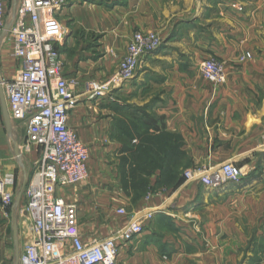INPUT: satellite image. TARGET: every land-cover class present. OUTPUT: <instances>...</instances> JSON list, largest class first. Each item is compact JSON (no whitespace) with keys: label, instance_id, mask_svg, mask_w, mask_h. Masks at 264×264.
Masks as SVG:
<instances>
[{"label":"crops","instance_id":"0c3cea01","mask_svg":"<svg viewBox=\"0 0 264 264\" xmlns=\"http://www.w3.org/2000/svg\"><path fill=\"white\" fill-rule=\"evenodd\" d=\"M14 1L5 0V20ZM52 20L63 29L56 47L64 76L77 80L75 95L115 71L134 32H156L164 43L140 60L123 87L105 97L80 95L69 114V126L89 150L88 178L58 193L76 206L83 241L96 238V213L105 230L99 238L134 217L143 231L120 243L118 264H264V0H67ZM12 46L9 33L0 46L2 79L18 70ZM245 53L252 57L239 63ZM210 58L224 62L225 84L200 75L198 65ZM14 126L25 140V125ZM24 140H17L19 162L8 142L0 144V180L14 199L38 157ZM138 148L160 168L148 176L154 189L133 199L113 172ZM228 163L248 175L217 188L182 176L185 168ZM23 203L24 192L19 210ZM11 208L7 214L0 204L3 234L12 240ZM120 208L126 215L116 214ZM114 213L116 223H107ZM18 237L21 256L20 217Z\"/></svg>","mask_w":264,"mask_h":264},{"label":"built area","instance_id":"2783aa9c","mask_svg":"<svg viewBox=\"0 0 264 264\" xmlns=\"http://www.w3.org/2000/svg\"><path fill=\"white\" fill-rule=\"evenodd\" d=\"M66 4L67 0H21L10 31L18 70L11 79L0 78L11 120L25 125L24 149H38L19 210L24 237L20 264H118L120 243L141 234L142 223L131 217L109 236L83 241L76 206L66 203L58 193L88 178L89 150L69 126L68 119L80 95L105 97L129 82L140 60L158 50L161 40L155 33L134 32L115 71L103 82L88 81L82 93L75 95L72 87L77 80L64 76V63L56 47L63 29L52 20V15ZM5 17V0H0V35ZM251 57L245 53L238 62ZM198 70L205 81L215 86L226 82L225 64L220 60L206 59ZM247 174L244 168L228 163L215 169H189L183 177L185 181L198 180L217 188L226 182H238ZM13 201V193L0 180V204L7 214ZM116 214L124 216L126 211L120 208ZM146 217L150 219L151 214Z\"/></svg>","mask_w":264,"mask_h":264},{"label":"water","instance_id":"95a60500","mask_svg":"<svg viewBox=\"0 0 264 264\" xmlns=\"http://www.w3.org/2000/svg\"><path fill=\"white\" fill-rule=\"evenodd\" d=\"M20 3H21V0L14 1L12 9L5 20L4 29L0 35V46L3 43L4 39L10 33L12 27L14 26V23L17 20ZM0 118L4 126L5 132H6L8 143L11 148V153L13 157L15 158V160L19 162L21 154L18 148L17 141L14 136V122L11 120L9 116L6 101L4 98L3 89L1 85H0ZM26 181H27V176L23 174V184L20 188V191L17 194V197L13 201L12 208H11L10 231H11V236H12L13 253H14L12 264H20L18 217H19L20 199H21L22 193L25 190Z\"/></svg>","mask_w":264,"mask_h":264},{"label":"rangeland","instance_id":"374dc122","mask_svg":"<svg viewBox=\"0 0 264 264\" xmlns=\"http://www.w3.org/2000/svg\"><path fill=\"white\" fill-rule=\"evenodd\" d=\"M92 1H94V0H92ZM95 1L97 3H99V0H95ZM199 1H201V0H199ZM42 21H44L43 18H42ZM150 33H155L160 38V40H161L160 48H161L164 45L162 37L158 33H156V32H153L152 31ZM102 55L103 54H101V53H91L92 59L99 58ZM110 55H112V54H110ZM66 57H68V55H66ZM62 60H63L64 65L66 66L65 59L62 58ZM109 75L110 74H106V78ZM14 136H15L16 141L18 139L24 140L23 132H22L21 128H17L16 126H14ZM7 142H8V139H7V136H6V132H5L4 126H3V124H0V144L1 145H5V144H7ZM24 143H25V140L23 141V144ZM122 163H124V162L123 161L122 162L121 161L119 162L117 171L116 172H113V173H115L116 176H118V180H119L120 186L122 185V187L125 188L126 186H124V180L128 176V173H126V172L129 171L130 167H129V165L128 166L125 165V170H122L123 169V166L121 165ZM185 169L182 171V176H184V172H186L187 170H189V169H187V170H185ZM109 174H111V173H109ZM97 176H98V171H97ZM170 184H172L171 181H170ZM133 185L134 184L132 182H130V185L129 186L132 187ZM148 188L151 189V190L154 189V188H152V186L150 185V183H149V187ZM80 215H82V214H80ZM93 216H95V222H96V225L95 226L96 227L94 228V231L96 232V234H94V233L91 234V237L99 238V237L102 236L101 233H100V231H105V230H104V227L101 228L100 227V224L98 223V219H100V216L98 215V213L94 214ZM101 217H103V215H101ZM117 220H118L117 219V215H115V213L114 214H110L109 219H107V223L113 224V223H116ZM86 221H87V217H83L82 222L84 223ZM2 227L3 226H2L1 221H0V264H12V260H13V242H12V240L10 238V235L7 232H5V235L3 234Z\"/></svg>","mask_w":264,"mask_h":264},{"label":"trees","instance_id":"16d2710c","mask_svg":"<svg viewBox=\"0 0 264 264\" xmlns=\"http://www.w3.org/2000/svg\"><path fill=\"white\" fill-rule=\"evenodd\" d=\"M140 125L145 126V122H140ZM145 141V140H144ZM129 155L126 158H123L121 165L123 166L122 170H125V165H129L130 169L128 172L127 178L124 180V186L126 189H130L132 192L133 199H139L147 192L149 187L148 176L160 166H157L156 163H152L148 159L147 149L138 148L136 150H129ZM175 167H172V169ZM125 173V172H124ZM248 175V174H247ZM246 175V176H247ZM130 182L134 185L130 187ZM176 183V182H172ZM129 184V185H128Z\"/></svg>","mask_w":264,"mask_h":264}]
</instances>
